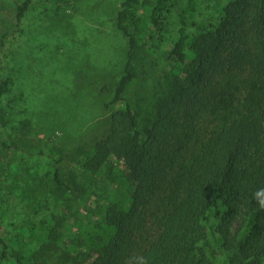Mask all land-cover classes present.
<instances>
[{
	"label": "trees",
	"instance_id": "trees-1",
	"mask_svg": "<svg viewBox=\"0 0 264 264\" xmlns=\"http://www.w3.org/2000/svg\"><path fill=\"white\" fill-rule=\"evenodd\" d=\"M167 1H152L154 16H162ZM31 2L12 0L17 21ZM184 2L170 50L179 68L168 73V90L155 101L154 116L144 128L138 126L126 96L135 78L128 58L111 101L117 108L108 134L82 164L87 179L95 180L97 173L110 185L93 223L100 239L94 234L87 239L95 250L88 264H170L181 255L180 264H208L197 244L205 242L213 215L219 224L210 234L229 264H264V209L256 202L264 200V192L257 193L264 188V0H229L218 22L196 34L187 31L196 0ZM138 3L123 0L116 17L129 55L136 48L128 28L136 24L132 10ZM4 91L1 83L0 96ZM204 122L212 126L205 139ZM50 151L58 165L51 195L66 202L74 189L62 179L59 165L69 154ZM109 156L117 165L106 162ZM60 233V226L43 228L39 240L57 243ZM20 240L19 234L7 239L17 246L11 250L14 264H46L52 246L29 248ZM0 245V264H6L7 244L0 239Z\"/></svg>",
	"mask_w": 264,
	"mask_h": 264
},
{
	"label": "rangeland",
	"instance_id": "rangeland-1",
	"mask_svg": "<svg viewBox=\"0 0 264 264\" xmlns=\"http://www.w3.org/2000/svg\"><path fill=\"white\" fill-rule=\"evenodd\" d=\"M138 1L132 10L136 24L128 28L136 48L129 55L127 38L116 26L123 0H32L20 21L12 0H0V85L5 84L0 142L16 145H0V239L9 252L6 264H14L11 250L17 246L7 239L15 234L29 248L52 246L46 264H88L94 258L87 239L91 241L93 234L100 239L93 223L98 202L110 185L97 173L95 180L87 179L82 164L108 134L110 116L117 108L111 101L125 63L129 58L135 74L126 96L140 128L152 119L155 101L168 90V73L179 68L170 50L185 0L167 1L161 17L153 15V0ZM228 1L196 0L188 33L215 25ZM23 121L28 122L25 128ZM211 129L207 122L201 125L203 139ZM51 148L69 154L59 165L62 179L74 189L66 202L51 195L52 172L58 166ZM106 162L117 165L113 156ZM218 224L219 217L211 216L206 240L197 245L208 264H229L210 234L217 233ZM57 226L61 227L57 243L49 237L39 240L43 228ZM183 256L170 264H180Z\"/></svg>",
	"mask_w": 264,
	"mask_h": 264
},
{
	"label": "clouds",
	"instance_id": "clouds-1",
	"mask_svg": "<svg viewBox=\"0 0 264 264\" xmlns=\"http://www.w3.org/2000/svg\"><path fill=\"white\" fill-rule=\"evenodd\" d=\"M258 192H264V188L257 189V193ZM253 198L256 199V194H254ZM256 202H257V204L259 205L260 208L264 209V200L257 199Z\"/></svg>",
	"mask_w": 264,
	"mask_h": 264
}]
</instances>
